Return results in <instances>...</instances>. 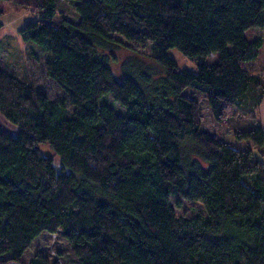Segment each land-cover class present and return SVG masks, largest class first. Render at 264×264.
Segmentation results:
<instances>
[{"label": "trees", "instance_id": "1", "mask_svg": "<svg viewBox=\"0 0 264 264\" xmlns=\"http://www.w3.org/2000/svg\"><path fill=\"white\" fill-rule=\"evenodd\" d=\"M65 1L76 16L55 25ZM1 3L37 13L18 35L50 55L45 76L73 110L0 69V115L16 130L0 128V264L21 263L36 237L58 229L73 255L65 264H264V84L254 70L264 38L245 36L264 32V0ZM114 36L151 43L162 77L118 79L98 54ZM171 49L200 59L197 72L179 71ZM186 89L257 156L203 132ZM107 95L122 113L101 102ZM167 195L200 202L204 214L173 218ZM28 264L62 262L35 252Z\"/></svg>", "mask_w": 264, "mask_h": 264}, {"label": "rangeland", "instance_id": "2", "mask_svg": "<svg viewBox=\"0 0 264 264\" xmlns=\"http://www.w3.org/2000/svg\"><path fill=\"white\" fill-rule=\"evenodd\" d=\"M0 10L2 15L0 21L3 27L0 29V41L2 47L0 50V69L10 76H14L18 80L28 83L37 93L45 96L54 104L64 102L68 112H72L73 108L68 103L64 93L56 86V84L45 76V65L50 59V55L45 53L40 47L31 42H23L18 35V31L25 23L34 20L37 17L35 11L16 7L12 3H1ZM75 6L70 2H60L58 12L53 20L58 25L63 17L74 18ZM247 39L252 40L258 37L264 38V32L258 29L246 31ZM117 43L98 48V54L101 56L113 70L117 78L123 76V71L138 73L144 71L149 73L153 79L162 77V72L154 64L151 57V43H147L145 47L137 48L135 45L125 41L123 38L114 36ZM168 56L176 62L179 71L197 72V64L200 59L187 58L178 51L171 49ZM206 63H212L213 58L205 60ZM254 70L261 77L264 84V47L260 51V57L255 62ZM191 89H186L184 94L193 96L199 104L202 115V131L211 136H215L224 141L225 144L236 150H254V146L250 141L238 142L233 138L231 131L224 125L217 124L211 114V110L206 104L204 97L199 93H193ZM102 103L113 107L118 113L123 110L117 103L113 101L111 95L105 96ZM0 128L15 133V128L9 125L0 115ZM150 152L155 154L159 148L160 141L157 138L150 139ZM45 156L51 153L47 147L41 150ZM167 208L173 218H185L196 220L204 214L203 206L200 202H192L178 195L166 196ZM35 252H41L49 260H61L62 264L70 263L73 255L69 248L67 240L64 238L62 230L58 229L54 234L43 232L34 239L31 246L27 248L21 257L22 264H28L29 260ZM208 264V263H204ZM217 264H233L230 261L218 262Z\"/></svg>", "mask_w": 264, "mask_h": 264}, {"label": "crops", "instance_id": "3", "mask_svg": "<svg viewBox=\"0 0 264 264\" xmlns=\"http://www.w3.org/2000/svg\"><path fill=\"white\" fill-rule=\"evenodd\" d=\"M257 119H258L260 126L264 129V97H263V100H262L260 107L258 109V112H257ZM201 130H202V123H201ZM217 139L224 142L223 140H221L219 138H217ZM253 149H254V150H252L253 153L257 156L258 149H256L255 147ZM263 161H264V158H263Z\"/></svg>", "mask_w": 264, "mask_h": 264}, {"label": "water", "instance_id": "4", "mask_svg": "<svg viewBox=\"0 0 264 264\" xmlns=\"http://www.w3.org/2000/svg\"><path fill=\"white\" fill-rule=\"evenodd\" d=\"M7 264H22V263H20V262H16V261H10V262H8Z\"/></svg>", "mask_w": 264, "mask_h": 264}]
</instances>
